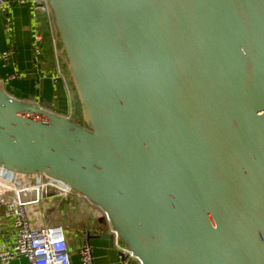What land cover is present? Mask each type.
<instances>
[{
    "label": "water",
    "instance_id": "95a60500",
    "mask_svg": "<svg viewBox=\"0 0 264 264\" xmlns=\"http://www.w3.org/2000/svg\"><path fill=\"white\" fill-rule=\"evenodd\" d=\"M48 1L87 129L0 89V167L85 196L142 264H264V0Z\"/></svg>",
    "mask_w": 264,
    "mask_h": 264
},
{
    "label": "built area",
    "instance_id": "2783aa9c",
    "mask_svg": "<svg viewBox=\"0 0 264 264\" xmlns=\"http://www.w3.org/2000/svg\"><path fill=\"white\" fill-rule=\"evenodd\" d=\"M14 3L28 4L33 19L37 18L38 15L44 18L50 48H52L53 65L55 66L52 78L61 81L69 90L66 75L60 65L53 12L49 1L0 0V11L3 13L8 11ZM42 41L43 36L40 32H35L32 35V63L36 65L40 64ZM14 54V49H0V64L9 62ZM17 76L18 74L12 76L11 79ZM0 83H4V80L0 79ZM68 92L69 105L66 115L55 114L67 121L72 120L73 110L70 91ZM24 103L42 108L36 100L25 101ZM71 196L85 201L88 205L95 206L85 196L58 180L50 179L40 173L31 175L13 173L0 167V207L4 211V219L11 222V228L14 232L13 242L6 245L2 241L0 229V264H11L18 258L26 259L28 264H72L67 236L63 228L54 221H49V219L42 226H38L36 224L39 220L35 219L37 205H43L45 200L63 199ZM98 218L103 219L106 233L112 236V244L118 253L119 264H131L132 261L142 264L128 246L122 244L119 232L112 226L108 216L101 209ZM78 263L95 264L91 245L85 243L78 249Z\"/></svg>",
    "mask_w": 264,
    "mask_h": 264
},
{
    "label": "crops",
    "instance_id": "0c3cea01",
    "mask_svg": "<svg viewBox=\"0 0 264 264\" xmlns=\"http://www.w3.org/2000/svg\"><path fill=\"white\" fill-rule=\"evenodd\" d=\"M43 20L41 15L34 19L31 17L28 4L14 3L8 11H0V49L15 51L9 62L0 64V79L4 80V83H0V89L13 99L23 102L36 100L41 105L45 103L47 106L52 105L56 111L66 112L69 90L61 81L52 78V69H48L45 64L44 68L43 61L39 65L32 63L31 44L35 32H40L43 36L41 59H47L50 53L48 32ZM17 74V77L11 79ZM41 209L44 218L37 221L36 225L42 226L49 219L64 228L72 264H79L78 249L85 243L92 247L95 264H119L116 250L109 248L106 240L98 238L103 232L106 233L104 223H98L100 209L75 196L45 200ZM0 229L2 241L6 245L11 244L14 232L11 222L4 219L2 207ZM11 264L28 263L26 259L18 258Z\"/></svg>",
    "mask_w": 264,
    "mask_h": 264
},
{
    "label": "trees",
    "instance_id": "16d2710c",
    "mask_svg": "<svg viewBox=\"0 0 264 264\" xmlns=\"http://www.w3.org/2000/svg\"><path fill=\"white\" fill-rule=\"evenodd\" d=\"M44 19V18H43ZM43 25H45V20H43ZM46 27V25H45ZM54 30L56 32V37H57V48H58V54H59V60H60V65L62 66L63 72L68 76V72H67V66H65V62H66V54H65V50L62 46V43L59 39V35H58V31L56 30L55 26H54ZM40 61H43V66L45 64V66L48 69H52V73H54L55 71V66L53 65V54H52V49L50 48V53L48 55L47 59H44L40 57ZM44 66V68H45ZM69 83H71V80L69 79ZM71 90L73 92V97H72V101H73V110H72V116L71 119L73 122L77 123L79 126H81L84 129H87V126L84 122V120L82 119L81 116V104L80 101H78L77 99V95L75 92V89L73 87V84L71 83ZM123 244V243H122ZM68 245V244H67ZM125 245V244H123Z\"/></svg>",
    "mask_w": 264,
    "mask_h": 264
},
{
    "label": "rangeland",
    "instance_id": "374dc122",
    "mask_svg": "<svg viewBox=\"0 0 264 264\" xmlns=\"http://www.w3.org/2000/svg\"><path fill=\"white\" fill-rule=\"evenodd\" d=\"M65 66H67V60H66V62H65ZM67 72H68V76L66 75V78H67V81H66V83L68 84V87H69V91L71 92V101H72V97H73V92H72V90H71V83H72V78H71V76H70V72H69V70H68V66H67ZM69 79L71 80V83H69ZM73 84V83H72ZM73 87H74V84H73ZM75 89V88H74ZM76 92V91H75ZM77 95V94H76ZM77 99H78V97H77ZM72 107H73V101H72ZM81 116H82V113H81ZM46 203V202H45ZM35 210H36V214H35V219H37V220H43V210L41 209V206H39V205H37L36 206V208H35ZM98 218V217H97ZM94 221H96V219H94ZM61 228H63L62 226H61ZM63 231L65 232V234H66V231L64 230V228H63ZM66 236H67V234H66Z\"/></svg>",
    "mask_w": 264,
    "mask_h": 264
}]
</instances>
